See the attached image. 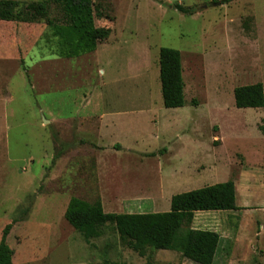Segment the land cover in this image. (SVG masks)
Returning a JSON list of instances; mask_svg holds the SVG:
<instances>
[{"label": "rangeland", "instance_id": "374dc122", "mask_svg": "<svg viewBox=\"0 0 264 264\" xmlns=\"http://www.w3.org/2000/svg\"><path fill=\"white\" fill-rule=\"evenodd\" d=\"M94 17L109 38L73 58L54 53L45 21L0 20V240L12 223L14 264H197L175 250L141 256L113 225L86 242L67 205L162 212L168 194L146 187L229 179L239 209L197 211L192 227L221 235L213 264H264V106L234 96L264 85V0H94ZM161 47L181 51L182 107L164 106Z\"/></svg>", "mask_w": 264, "mask_h": 264}, {"label": "trees", "instance_id": "16d2710c", "mask_svg": "<svg viewBox=\"0 0 264 264\" xmlns=\"http://www.w3.org/2000/svg\"><path fill=\"white\" fill-rule=\"evenodd\" d=\"M229 1V0H225ZM185 14L195 9L177 4ZM0 20L19 22L45 21L54 41V53L63 58L79 57L94 52L98 44L109 38L111 28L95 24L94 0H0ZM162 98L166 108L185 105L181 51L161 47L159 52ZM238 108L264 106V85L261 82L237 86L234 90ZM163 149L162 151H164ZM150 155H156L151 152ZM236 184L233 179L202 188L176 193L170 210L162 212H106L100 198L88 201L71 197L65 211L66 220L86 242L103 234L113 225L121 241L141 256L148 248L175 250L197 264H213L221 235L214 230L197 229L192 223L197 211L236 210ZM13 224L5 226L0 240V264H14V250L7 239ZM147 264H152L150 261Z\"/></svg>", "mask_w": 264, "mask_h": 264}, {"label": "crops", "instance_id": "0c3cea01", "mask_svg": "<svg viewBox=\"0 0 264 264\" xmlns=\"http://www.w3.org/2000/svg\"><path fill=\"white\" fill-rule=\"evenodd\" d=\"M104 115L105 114H103V118H104ZM236 184V183H235ZM146 189L147 190H145L144 192L146 193V194H152V196H155V198H159V197H161L163 194L165 195H167L168 194V200H170V205H171V198H172V196L174 195V194H176V193H173V192H167V191H165V190H163V189H157V190H149V188L148 187H146ZM141 190L142 189H140V192L139 191H133V192H131L133 195H137V194H139V193H141ZM151 191V192H150ZM236 191H238V188H237V184H236ZM162 205H165L164 203H162V204H160L159 205V207L160 206H162ZM170 205H168V207H170ZM165 207V206H164ZM239 207V206H238ZM152 212H154V211H152ZM155 212H157V210L155 211ZM203 212H205V211H203ZM129 213H132V212H129ZM194 228H197V227H194ZM197 229H205V228H197ZM207 230H210V229H207Z\"/></svg>", "mask_w": 264, "mask_h": 264}]
</instances>
